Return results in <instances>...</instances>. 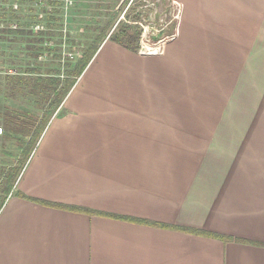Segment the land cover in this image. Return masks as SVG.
I'll return each mask as SVG.
<instances>
[{"label":"crops","instance_id":"0c3cea01","mask_svg":"<svg viewBox=\"0 0 264 264\" xmlns=\"http://www.w3.org/2000/svg\"><path fill=\"white\" fill-rule=\"evenodd\" d=\"M173 1L174 43L103 42L51 116L0 204V264H264V0ZM218 86L241 109L201 125L185 103Z\"/></svg>","mask_w":264,"mask_h":264},{"label":"rangeland","instance_id":"374dc122","mask_svg":"<svg viewBox=\"0 0 264 264\" xmlns=\"http://www.w3.org/2000/svg\"><path fill=\"white\" fill-rule=\"evenodd\" d=\"M181 8L173 0H0V111L3 105L11 104L48 117V104H43L39 97L23 93L21 84L15 87L18 91L10 94L9 88L14 86L11 82L9 85L8 77L17 74L25 81L38 75L53 77L54 71L59 70L60 78L66 79L73 66L82 59L84 51L99 44L100 40L101 44L108 43L117 24L127 20L126 15L131 16L133 12L141 16L138 21L141 23L139 43L143 47L156 49L157 46L174 43L178 37ZM112 23L114 25L108 33ZM8 29L12 30L9 32ZM17 29L24 33H17ZM40 31L45 34L38 35ZM108 50L109 47L98 62ZM231 93L225 86H218L217 101H206L207 96L202 94L199 99L185 103L187 114L200 115L198 120L204 126L225 125L226 111H232L234 106L241 109L242 105L241 101L235 100L236 90ZM72 105L69 102L62 113L71 110ZM62 113L59 115L69 116ZM58 132L59 126L55 122L53 141L60 140ZM72 133L70 131V137ZM6 144V149L13 150L9 154H0L3 166L10 163V154L16 151L13 143Z\"/></svg>","mask_w":264,"mask_h":264},{"label":"trees","instance_id":"16d2710c","mask_svg":"<svg viewBox=\"0 0 264 264\" xmlns=\"http://www.w3.org/2000/svg\"><path fill=\"white\" fill-rule=\"evenodd\" d=\"M126 16L128 19L124 20V22L120 21L117 24L114 31L110 34L108 41L126 49L129 52L138 53L140 48L142 50L139 43L141 36L139 22L141 16L138 12H133L131 16L129 14ZM113 25L114 23H112L108 29V33ZM10 30L12 29H8L9 32ZM16 32L19 34L24 33L20 29H17ZM108 33L104 35V38L108 35ZM37 34L44 35L45 33L40 31L37 32ZM101 41L102 40H100L99 44L84 51L82 59L75 66H73L68 74V77L64 80L60 78L59 70L54 71L53 77H42L41 75H38L36 78H31L30 80L25 81H23L22 78H18L17 74H15V76L8 77V80H10L9 85L11 82V86H14L9 88L10 94L18 91L15 87H18L21 84L22 92H27L30 95L39 97L43 104H48L47 110H49L48 112L50 113L48 117H43L34 114L27 108L19 105L13 106L11 104H5L2 106L0 111V127L2 128L3 134L0 136V154L3 152L9 154L12 152L13 148L6 149L7 142L13 143L16 146V151L14 150L15 154H10L12 158L8 165L3 166L2 162H0L1 205L5 201L6 196L12 190L23 165L28 160L51 116L56 110L62 108L61 105L63 104L64 99L95 56L101 45ZM21 81L24 83L22 84ZM40 109H42V106ZM40 203L45 204L41 201ZM47 204L63 209L68 208V206L65 205ZM70 210L75 211L76 209Z\"/></svg>","mask_w":264,"mask_h":264},{"label":"built area","instance_id":"2783aa9c","mask_svg":"<svg viewBox=\"0 0 264 264\" xmlns=\"http://www.w3.org/2000/svg\"><path fill=\"white\" fill-rule=\"evenodd\" d=\"M173 3H174L175 5H177V6L179 5V4H178L177 2H175V1H173ZM140 25H141V23H140ZM14 27H15V26H14ZM140 43H141V42H140ZM140 45H141V47H142V49H143V46H142L143 44L141 43ZM0 134H2V128H1V127H0Z\"/></svg>","mask_w":264,"mask_h":264}]
</instances>
